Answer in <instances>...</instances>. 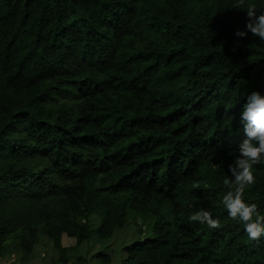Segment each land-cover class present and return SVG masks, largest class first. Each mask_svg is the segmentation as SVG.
Listing matches in <instances>:
<instances>
[{
    "label": "trees",
    "instance_id": "16d2710c",
    "mask_svg": "<svg viewBox=\"0 0 264 264\" xmlns=\"http://www.w3.org/2000/svg\"><path fill=\"white\" fill-rule=\"evenodd\" d=\"M237 2L0 0V259L43 242L85 264L66 252L131 229L119 264H264L222 202L243 104L264 95V42L235 35L264 0ZM254 175L243 198L264 215Z\"/></svg>",
    "mask_w": 264,
    "mask_h": 264
},
{
    "label": "clouds",
    "instance_id": "9594fccd",
    "mask_svg": "<svg viewBox=\"0 0 264 264\" xmlns=\"http://www.w3.org/2000/svg\"><path fill=\"white\" fill-rule=\"evenodd\" d=\"M245 0H238L236 7L242 8ZM243 11L247 14L246 31H237L235 35L246 38L250 32L259 41L264 42V11L256 5H248ZM243 127L244 138L238 145V155L228 166L230 177L223 180L227 189L223 196V204L231 220L244 226L247 238L251 242H259L264 237V215L256 203H246L244 193L256 183L254 165L264 164V95L252 92L247 96L239 116ZM191 222L206 224L211 229H219L221 222L214 219L207 210L194 212Z\"/></svg>",
    "mask_w": 264,
    "mask_h": 264
},
{
    "label": "rangeland",
    "instance_id": "374dc122",
    "mask_svg": "<svg viewBox=\"0 0 264 264\" xmlns=\"http://www.w3.org/2000/svg\"><path fill=\"white\" fill-rule=\"evenodd\" d=\"M136 237H138L137 234L131 229H128L126 231H121L120 233H118L117 236H114L106 244H101L103 242L98 243L96 238H91L88 243H84L83 245H81L75 252L72 250L67 251L66 258L72 260V257H76L78 255L83 257L84 260L86 259L85 264H102L98 262L94 258V256L99 252L111 253L112 258L110 263L108 264H119L120 258L124 256V253L122 251L124 243H130L131 241H134ZM93 240L95 242H92ZM74 243V239L67 238L65 235L62 237V245L64 247H71L74 245ZM57 258L58 254L54 249L50 247V245L40 242L35 246L33 256L29 259V261L26 262V264H59L58 262H56ZM0 264H20V262L19 258L16 255L12 254L7 255L3 259H0ZM66 264L71 263L68 262Z\"/></svg>",
    "mask_w": 264,
    "mask_h": 264
}]
</instances>
